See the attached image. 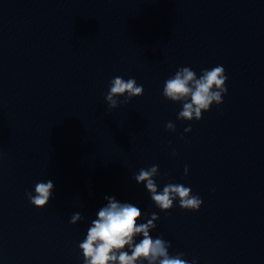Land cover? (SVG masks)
<instances>
[{"label":"water","instance_id":"1","mask_svg":"<svg viewBox=\"0 0 264 264\" xmlns=\"http://www.w3.org/2000/svg\"><path fill=\"white\" fill-rule=\"evenodd\" d=\"M216 65L223 103L177 119L164 82ZM116 76L144 94L110 109ZM0 152V264H83L105 195L157 213L150 235L171 241L170 255L264 264V0H0ZM154 164L158 191L191 187L199 211L156 207L133 179ZM49 179L38 208L26 193Z\"/></svg>","mask_w":264,"mask_h":264},{"label":"clouds","instance_id":"2","mask_svg":"<svg viewBox=\"0 0 264 264\" xmlns=\"http://www.w3.org/2000/svg\"><path fill=\"white\" fill-rule=\"evenodd\" d=\"M228 75L222 65H216L211 69H201L198 76L190 66L179 67L173 76H170L163 86L162 95L172 102L182 104L177 119L201 120L203 113L210 110L213 103H223L224 95L227 94ZM144 94L143 85H138L136 79L125 80L116 76L110 81L109 91L105 95L108 107L116 108L120 104H127L132 98ZM120 97H124L123 100ZM170 131L176 130V125L168 121L165 125ZM192 130L191 125L184 129L185 132ZM0 152V158H2ZM184 174H188V166L185 165ZM158 165L149 168H141L134 174L136 183H144L150 194L151 200L156 207L168 213L179 200V207L189 211H199L203 200L198 194H193L191 187L183 184L168 183L162 191H158L155 177H159ZM165 175H167L165 173ZM55 190L54 182H38L34 191L26 193L30 202L38 208L45 207L53 197ZM107 203L99 208L96 218L91 221L87 229L86 237L79 243L82 251L83 264H196V260L184 259L185 253L177 252L170 255L171 241L163 236L153 238L150 232L156 229L155 221L159 215L155 212L148 213L131 202H121L115 196L105 195ZM82 213L76 212L71 216L70 223L75 224L83 220ZM146 219V223H141ZM139 237H142L138 240Z\"/></svg>","mask_w":264,"mask_h":264}]
</instances>
